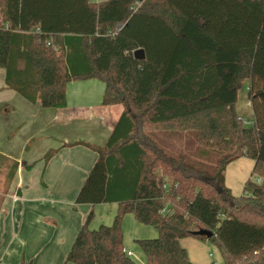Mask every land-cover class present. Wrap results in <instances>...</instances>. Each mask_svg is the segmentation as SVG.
<instances>
[{"label":"trees","instance_id":"16d2710c","mask_svg":"<svg viewBox=\"0 0 264 264\" xmlns=\"http://www.w3.org/2000/svg\"><path fill=\"white\" fill-rule=\"evenodd\" d=\"M0 67L43 107L66 106L67 84L91 78L103 104L124 106L105 145L88 144L98 157L75 199L117 213L95 229L90 214L67 262L137 264L123 243L131 213L158 231L138 240L146 264H194L188 237L218 248L210 264H264V0H0ZM246 81L251 125L236 109ZM241 157L254 166L237 196L225 171ZM16 168L0 153L4 187Z\"/></svg>","mask_w":264,"mask_h":264},{"label":"crops","instance_id":"0c3cea01","mask_svg":"<svg viewBox=\"0 0 264 264\" xmlns=\"http://www.w3.org/2000/svg\"><path fill=\"white\" fill-rule=\"evenodd\" d=\"M5 74L0 67V153L16 161L17 168L2 193L0 244L4 227L8 228L10 244L6 247L4 243L0 264H68L67 254L87 217L94 213L100 225H110L117 213V202L77 204L75 199L98 157L88 144L105 145L124 106L103 104L105 83L91 78L67 84L66 106L43 107L9 88ZM49 152L51 156L46 159ZM5 173L0 174L4 182ZM132 216L125 215L123 230L131 226L141 229ZM90 222L89 227L95 229ZM57 223L66 225L53 249V236L48 231ZM157 234L158 231L147 235L135 232L132 240L156 238ZM130 241L123 234L124 248L132 252V258L136 244L131 246ZM41 246L44 251L39 252ZM54 250H58L56 254ZM133 260L146 264L142 255Z\"/></svg>","mask_w":264,"mask_h":264},{"label":"rangeland","instance_id":"374dc122","mask_svg":"<svg viewBox=\"0 0 264 264\" xmlns=\"http://www.w3.org/2000/svg\"><path fill=\"white\" fill-rule=\"evenodd\" d=\"M236 109H237V113L239 114V116L243 118L244 121L245 120L248 121L247 125H251L253 123L255 117H254V110L251 104V93L249 90V81L245 82L243 89L240 90L238 93V101L236 104ZM187 140L185 138L182 143L177 140L176 141L174 140V142L183 146L184 143L186 144ZM185 147L187 148V146ZM193 147H194L193 143L188 145V148H193ZM237 166L238 168H236ZM253 166H254V161L248 157H241L227 166L226 184L231 188L234 195L238 196V195L244 194V185H245L246 180L251 176ZM3 182H4V176H0V187L2 189L4 188ZM2 193L3 192L1 191L0 197L2 196ZM166 206H169V203H167ZM4 213L7 214V212H4ZM132 218L134 217L132 216ZM97 221L98 220L97 218H95V215L93 213V216L90 222L91 225L93 226L96 225L95 227L97 228L100 225V222H97ZM137 224L140 225L141 227L140 230L134 229L133 226H131V228H129L128 231H126V230H123V227H122L123 234L127 237L128 240H131L130 245L133 246L134 243L136 244L134 245L135 256L132 257V259H136V257H138L139 255L140 256L142 255L144 256V258H146L145 253L141 245L139 244V242L138 241L134 242V240H132L133 234H135L136 232L137 234L140 233L142 235H147L150 232L157 231L156 228H154L151 225H145V224L138 223V222ZM65 225L66 224L58 225L57 223V225L54 226L55 229L48 231V233H50L53 236V239L50 240L52 242V245L50 246L53 249L55 248L54 246L58 244V240L61 236V233L64 232L63 227ZM3 231L5 235L3 236V242H1L0 244V252H2L5 242H6V247H8L10 244V235H9L8 228L4 227ZM43 232L44 230L42 231L41 234H43ZM149 237L150 236H147V238ZM29 243L30 242H28V244ZM28 244L26 246V250H28ZM181 245L184 248H186V250L188 249L187 251L188 253H190V257L194 259L197 264H210L211 262L222 263V257H221V254L218 248L208 240H199L193 237H188V239H183L181 241ZM41 248L42 246L39 248V252L44 251V249H41ZM57 251L58 250H54V253L56 254ZM68 264H74V263L68 262Z\"/></svg>","mask_w":264,"mask_h":264},{"label":"water","instance_id":"95a60500","mask_svg":"<svg viewBox=\"0 0 264 264\" xmlns=\"http://www.w3.org/2000/svg\"><path fill=\"white\" fill-rule=\"evenodd\" d=\"M134 56L136 59H144L145 58V52L142 48H139L134 52ZM195 233L199 234V235H205L207 237H211L213 235V233L207 229H199V230L195 231Z\"/></svg>","mask_w":264,"mask_h":264},{"label":"built area","instance_id":"2783aa9c","mask_svg":"<svg viewBox=\"0 0 264 264\" xmlns=\"http://www.w3.org/2000/svg\"><path fill=\"white\" fill-rule=\"evenodd\" d=\"M244 122H245V123H248L247 120H245ZM169 208H170V205H169V206H166V207L162 210V212H168V211L170 210ZM131 253H132V252H130V251L127 252L128 255H131Z\"/></svg>","mask_w":264,"mask_h":264}]
</instances>
